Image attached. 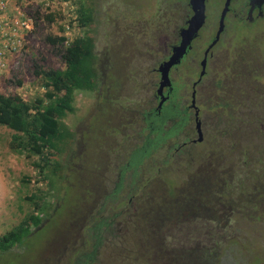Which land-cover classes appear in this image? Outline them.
Listing matches in <instances>:
<instances>
[{
  "label": "rangeland",
  "instance_id": "1",
  "mask_svg": "<svg viewBox=\"0 0 264 264\" xmlns=\"http://www.w3.org/2000/svg\"><path fill=\"white\" fill-rule=\"evenodd\" d=\"M85 2L93 9L92 34L100 84L95 91H77L74 110L62 118L71 137L57 154L60 170L56 175L39 172L33 158L13 150V131L0 125V235L34 210L29 196L43 198V208H39L42 223L32 226L31 234L20 244L0 252V264L84 261L81 256L91 250V228L100 220L103 223L96 254L84 264H129L123 247L130 245L128 256H136L139 245L148 263L168 264L170 258L160 251L157 242L163 224L172 223L167 241L176 249L195 254L216 244L221 264H264V107L254 105L255 99H264V71L260 70L258 80L252 83L262 86V96L250 93V89L247 92L252 104L246 108L253 109V114H240L242 107L232 105L230 92L224 91L227 94L222 98L221 87L231 90V58L228 50L216 49V62L209 64L208 75L202 80L204 92L198 95L204 104L200 115L203 142L185 144L179 152L169 150V143L161 144L132 170L127 167L131 151L140 148L150 135L143 116L156 105L153 93L159 74L155 68L169 51L166 44L174 39L170 31L179 24L182 11L177 5L171 8L173 14L163 12L164 0ZM212 2L207 4V19L215 21L222 0ZM17 6L34 13L38 20L27 34L25 51L2 78L0 92H17L29 99L41 91L33 73L34 58L46 68L64 67L59 46L49 44L46 38L58 35L60 26L68 24L74 4L19 0ZM47 12L55 14L53 22L46 20ZM233 24L232 34L228 33L232 35L231 47L240 44V37L249 36L245 33L249 28ZM70 26H65L69 39L83 31L75 24ZM251 39L249 36L248 43ZM203 40L204 36L196 41L194 52L189 54L190 63L184 61L172 72L178 88L174 101L183 106L200 70L201 46L207 42L202 44ZM246 53L248 50L241 57ZM12 78H20L22 85L14 87ZM187 129L196 137L193 120ZM172 145L176 148L180 144ZM206 161H216L217 169L223 170L225 177L231 176L232 187L226 198L239 208L227 223L222 217L216 221L188 216L197 210L200 183L205 177L197 169ZM240 182L247 187L244 194L259 196L256 208L241 202V191L235 189L241 187ZM262 209L259 220L256 214ZM109 224L115 232L112 235L106 230ZM224 234L227 237H221Z\"/></svg>",
  "mask_w": 264,
  "mask_h": 264
},
{
  "label": "trees",
  "instance_id": "2",
  "mask_svg": "<svg viewBox=\"0 0 264 264\" xmlns=\"http://www.w3.org/2000/svg\"><path fill=\"white\" fill-rule=\"evenodd\" d=\"M62 1L74 4L70 14L71 18L67 22L68 24H65L66 28L75 24L76 27L83 29L81 33L75 34L69 39L65 33V26L61 25L58 35H49L46 38L49 44L59 46L58 55L63 61L64 67L46 68L37 63L34 58L33 73L41 91H36V94L29 99L17 92H0V125L13 131L10 147L19 153H25L27 158H33L32 163L39 172H50L53 175H56L60 170V162L56 159L57 154L62 151L63 144L71 137V131L63 123L62 118L74 110V95L77 91H95L100 84L95 40L92 34L93 9L85 2L86 0ZM45 18L53 22L56 16L52 12H47ZM36 19L38 20L37 17ZM11 81L14 87L22 85L20 78H12ZM146 127L149 128V126ZM161 129V126L155 128L154 131L159 133V136L154 138L151 144H142L135 153L136 155L132 157L130 165H127L128 168L135 170L151 150L165 141V136L160 135ZM216 163V161H206L201 168L197 169L198 171L196 170L198 174L203 172L205 177L200 183V199L197 210L188 216L208 217V219L216 221H220V217H222L227 223L233 214H237L239 207L236 203L231 205L226 198L229 196L227 190L232 187V179L231 176L225 177V172L218 170L216 166L219 165ZM213 164L216 165L213 167ZM239 184L241 187H235V189L239 188L241 191V202L256 208L260 200L259 196L252 194L250 197L248 193L244 194L247 187L242 185V182ZM253 184H255V180ZM255 187H253V191H256ZM28 199L32 201L34 210L28 213L18 225L0 235V252L8 251L16 244H20L24 238L31 234L32 226L38 227L42 223V212L39 211V208L40 210L43 208L40 205L43 198L31 195ZM228 203L229 205L226 207ZM261 211L263 209L258 210L256 214L259 220H261L259 217ZM252 216V214L249 215L251 218ZM102 223L103 220H100L98 226L91 228V250L81 256L84 261L79 258L74 264H84L88 260H93L99 245L100 235L98 232H100ZM173 226V223L169 226L163 224L162 231L158 232V247L170 258L168 264H221L220 251L217 250L216 244L207 249L200 248L195 254L193 251L188 252L174 248L173 243L169 244L167 241V236L171 235L170 229ZM106 230L110 232V235L115 233L110 224ZM222 236L227 237V234ZM130 247H123L129 264H150L144 258V253L139 245H137L138 250L135 251L137 255L128 256L131 252Z\"/></svg>",
  "mask_w": 264,
  "mask_h": 264
},
{
  "label": "flooded vegetation",
  "instance_id": "3",
  "mask_svg": "<svg viewBox=\"0 0 264 264\" xmlns=\"http://www.w3.org/2000/svg\"><path fill=\"white\" fill-rule=\"evenodd\" d=\"M212 3V0H204V22L199 28L197 35L192 39L190 48L186 51L180 62L171 67L169 71L170 85L164 87L161 90V93H159L157 90L159 79L156 83L155 91L153 93L156 105L153 108L149 109L148 112H145L143 116V119L148 124L147 126H149L148 129L150 131V135L142 144H151L152 140L159 136V133H156V131L154 130L155 128L160 126L162 127L160 135L165 136V141L161 144H171L168 146L169 150L174 149L175 152H179L185 144H200L203 142L204 135L200 115L202 114L204 104L202 102H199L198 95L201 94V92H204L205 88L204 86H202V80L206 75H208L209 64H215L214 62H216L215 59L217 58V56L214 54V52L216 53V49L220 48L223 50H228V54L231 58L229 62V66L232 69L233 76L231 78V90L227 89L225 86L221 87V90L223 91V99V95L230 92V99L232 97V105H238L239 107H242L239 110V113L244 115H251L253 114V109H247L246 106L247 104H252V97H250L247 92L249 93L250 89V93H253L255 95L262 96L263 94L260 92V89L262 90V86L254 87L252 83L254 80H258L256 78L259 76L260 70L264 71V24H262L261 26L257 25L258 22H264V0H222L215 21H212L211 18L207 19V4ZM226 4L227 9L222 21L223 27L218 35L217 32L221 25V13ZM177 5H179L180 10L182 11L180 22L179 24L174 25V28L171 29L170 34L174 36V39L170 40L166 44L169 51L165 53L164 56H162V59L159 61L158 65L170 57V55L172 54V47L179 44L181 39L180 33L182 29L188 26V21L193 15V9L191 4L189 3V0H164V8L162 9V11L173 14L174 12L171 8L172 6H174L175 8ZM233 23L242 24L244 27L249 28V30H246L245 33L249 34V36L253 38L251 39V43H248L247 40L249 36H242L240 37V44L231 47V34L234 25ZM229 32L231 34H228ZM217 35L218 38L216 39ZM203 36L204 40L202 41V44L205 41L207 42L205 43V45H200L201 47H204L202 55L198 61L200 70L197 79L191 82V93L189 96V100L186 101V104H184L183 106L180 105L178 101H174L178 94V88L177 85L175 86L176 82L174 81L172 72L177 70L184 61L190 63L189 54L194 52L196 41L202 39ZM214 40L216 41L214 42ZM221 42L223 43V45L218 47L217 45H219V43ZM208 48L209 50L206 55L205 71L204 74L200 77V62L203 59L204 53ZM229 49L232 50V53L229 52ZM245 50H248L249 53H246L241 57L243 51ZM239 57L242 59V63H240ZM198 58L199 55L197 56V59ZM234 66H238L239 71ZM155 70H157V68H155ZM232 85H234V89L232 88ZM224 91L227 93H225ZM220 102L222 103L223 101L220 100ZM263 102L264 99L262 98H259V100L255 99L254 105L257 107L261 106L263 108ZM219 105L222 104L219 103ZM164 106L166 107L165 109L163 108ZM192 120L194 122V132L196 137L192 136L190 131H188L187 129L188 126H191ZM157 124L158 126H156ZM176 127H178V129H176ZM198 130H200V133H198ZM199 134L201 139L197 140ZM131 135L132 134L128 133L127 136L129 138H133V136ZM172 144L180 145L174 148V145ZM138 149L131 151L128 158V166L130 165L132 157L136 155L135 153Z\"/></svg>",
  "mask_w": 264,
  "mask_h": 264
},
{
  "label": "built area",
  "instance_id": "4",
  "mask_svg": "<svg viewBox=\"0 0 264 264\" xmlns=\"http://www.w3.org/2000/svg\"><path fill=\"white\" fill-rule=\"evenodd\" d=\"M17 4L18 0H0V82L25 51L27 34L37 22L34 13Z\"/></svg>",
  "mask_w": 264,
  "mask_h": 264
},
{
  "label": "water",
  "instance_id": "5",
  "mask_svg": "<svg viewBox=\"0 0 264 264\" xmlns=\"http://www.w3.org/2000/svg\"><path fill=\"white\" fill-rule=\"evenodd\" d=\"M189 3L192 6L193 9V15L188 21V26L184 29H182L180 33V42L178 45H175L172 47V54L167 60H164L161 62L158 67L157 71L159 73V84H158V92L161 93V90L164 87H167L170 85V78H169V71L172 66L179 63L181 58L185 55L186 51L190 48V43L192 39L197 35V32L199 28L202 26L204 22V0H189ZM227 4L225 5V8L223 9L221 13V25L219 27V30L217 34L222 30V21L223 17L226 13ZM218 35L216 36V39L218 38ZM216 40H214L215 42ZM213 42V43H214ZM212 43V44H213ZM211 44V45H212ZM211 47V46H210ZM209 48L205 51L204 57L200 62L201 66V72L199 76L201 77L204 74L205 66H206V55ZM198 126V123H197ZM198 133H200V130H198ZM200 134L197 140H200Z\"/></svg>",
  "mask_w": 264,
  "mask_h": 264
}]
</instances>
